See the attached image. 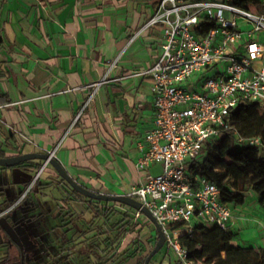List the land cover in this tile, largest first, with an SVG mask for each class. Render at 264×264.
Instances as JSON below:
<instances>
[{
  "label": "crops",
  "instance_id": "obj_1",
  "mask_svg": "<svg viewBox=\"0 0 264 264\" xmlns=\"http://www.w3.org/2000/svg\"><path fill=\"white\" fill-rule=\"evenodd\" d=\"M159 2L0 0V85L11 100L0 105V149L7 156L56 149L55 158L75 180L108 194H128L161 173L159 164L137 167L138 143L155 115L154 80L139 72L161 53L162 27H146ZM8 177L7 196L31 180L23 169H0V185ZM250 196L231 204V230L264 247V206Z\"/></svg>",
  "mask_w": 264,
  "mask_h": 264
},
{
  "label": "built area",
  "instance_id": "obj_2",
  "mask_svg": "<svg viewBox=\"0 0 264 264\" xmlns=\"http://www.w3.org/2000/svg\"><path fill=\"white\" fill-rule=\"evenodd\" d=\"M156 25L164 32L161 53L139 72L154 80L155 115L153 126L138 143L137 167L145 171L159 164L163 169L132 187L128 195L151 211L181 264H197L181 236H192L196 224L231 230L234 212L222 201L220 186L205 177L193 178L186 162L201 154L209 138L225 132L232 131L239 142L251 146L263 144L259 137L238 133L228 120L231 111L247 101L256 102L264 114V13L228 0H160L146 27ZM212 70L215 74L205 77ZM201 72L205 75L193 81ZM48 154L55 158L56 149ZM142 216L136 211L137 220Z\"/></svg>",
  "mask_w": 264,
  "mask_h": 264
},
{
  "label": "trees",
  "instance_id": "obj_3",
  "mask_svg": "<svg viewBox=\"0 0 264 264\" xmlns=\"http://www.w3.org/2000/svg\"><path fill=\"white\" fill-rule=\"evenodd\" d=\"M228 1L244 8L254 6L264 13V0ZM2 45L3 39L0 38V48ZM10 101L8 94L0 85V105ZM228 123L245 137H259L263 144L251 146L247 142H239L232 131L225 132L209 138L201 154L186 162L187 169L193 178L205 177L217 183L222 191V201L229 205L244 204L251 190L257 195L259 204L264 206V114L256 102L247 101L231 111ZM20 154L23 153L15 155ZM0 157L9 156L0 149ZM43 164L44 161L33 159L14 166H0V169H23L32 179ZM49 168L54 167L48 164L25 198L5 214L16 231L21 232L22 237L21 235L20 237L26 249L22 252L16 242H10L9 235L0 226V231L8 239L0 241V247L6 249V252L0 256V264L4 259L9 260L13 246L19 251V264H144L156 245L158 236L156 232L146 238L142 237L145 229L141 226V221L135 218L137 210L119 202L85 197L73 189L57 171L56 175L47 176ZM44 179L49 181L44 182ZM30 182L31 180L24 182L25 187L20 192L7 196L6 189L12 185V180L8 177L6 183L0 185V195L4 196V200L0 203L1 209L5 211L13 206L25 193ZM56 189L60 194L63 193L62 198L45 191L52 192ZM49 196L56 201V207L50 205L47 200ZM76 203H80V206ZM110 203L115 206H110ZM117 206L125 209H118ZM55 208H57L56 213L53 212ZM40 224L50 228L47 234L49 241L40 246L39 252L31 258L33 260L31 261L28 257V249L31 250L34 246L29 247L27 240L39 234L26 232L25 226L33 225L39 232ZM147 224L151 225L149 221ZM88 234L100 239L103 244L101 249L92 250L91 255L82 261H78L74 255L69 257L67 244L70 242L78 244V240ZM235 238L237 234L232 230L196 224L192 236L182 235L181 241L188 249L189 258L197 264H264V247L238 245L234 242ZM44 248L45 250L48 248L45 257L42 252ZM152 263L151 260L150 264ZM175 264L181 262L177 259Z\"/></svg>",
  "mask_w": 264,
  "mask_h": 264
},
{
  "label": "rangeland",
  "instance_id": "obj_4",
  "mask_svg": "<svg viewBox=\"0 0 264 264\" xmlns=\"http://www.w3.org/2000/svg\"><path fill=\"white\" fill-rule=\"evenodd\" d=\"M216 70H212V71H209L206 75L201 72L197 75H195L193 77V81L196 80V79H199L201 78L202 76L205 75V77H208V76H213L215 74ZM153 174H157L158 172L157 171H153L152 172ZM35 175L32 177L31 179V182L32 180L34 179ZM39 179V178H38ZM38 179L33 183L32 186L35 185V183L38 181ZM30 182V183H31ZM29 186V185H28ZM28 188H26L27 190ZM25 190V191H26ZM30 191V190H29ZM27 191L26 194L29 192ZM47 193L49 194H54L55 197H61L60 192L59 190H54L52 192H49L48 190H45ZM26 194H22L20 196V198L15 202V204L13 206H11L12 208H14L22 199L25 198ZM250 194H253V192L250 190L248 192V200L250 201L251 199V196ZM47 200H49V203L51 205V203H53V198L51 199V197H47ZM110 206H115L113 203H110ZM118 209H125V208H122V207H118ZM58 218V217H57ZM150 222L151 225L147 224V222ZM44 223V221L42 222ZM141 223L143 226V228L145 229L144 230V233H143V238H146L149 236L150 232L153 231L154 234H156V229H155V226L153 224V222L145 215L142 216L141 218ZM25 230L26 232H32L33 234H39L37 237H34V236H31L30 238H28L27 240V243L30 244L29 247L31 245H33L34 247L31 248V250L28 249V257L31 259L33 256H35L37 254V252H39V249H40V246L42 245H45L44 243L47 244V242L49 241L48 238H47V234L49 233L50 231V228H48L46 225L43 226L42 224L39 225V228H40V231L38 232V229H36L33 225L30 226V227H26L25 226ZM42 228V229H41ZM155 229V230H153ZM19 232V231H18ZM22 237V234L21 232H19ZM71 233L69 232V235ZM7 241V237L5 236V234L0 231V241ZM155 240V239H153ZM78 244H75L74 242H70L67 244L66 248H68V253H69V257L71 256H75L78 261H82V260H85L86 258H88L90 255H91V251L94 250V249H101V246H103V244L101 243L100 239L98 238H95L92 236V234H88V235H83L79 240H78ZM236 244L238 245H242V246H247V245H253L254 247H259L257 242H252L253 244H248V242L242 240L241 241V238H235V241H234ZM155 243V242H154ZM50 244V242H49ZM25 247H24V251H25ZM48 248H46L47 250ZM46 250L44 248V250H42L43 252V257H45V254H46ZM6 252V249L4 247H0V256H2L4 253ZM19 251L16 247H12L11 249V252L9 253V260L7 259H4V261H2L1 264H19L18 262V259H19ZM36 258V257H34ZM177 256L175 254V252L171 249H169V247L167 246V244L152 258V264H175L176 261H177ZM49 260H50V256H49ZM31 261H33L31 259ZM30 262V261H28ZM38 263V262H37ZM130 264V263H129Z\"/></svg>",
  "mask_w": 264,
  "mask_h": 264
},
{
  "label": "water",
  "instance_id": "obj_5",
  "mask_svg": "<svg viewBox=\"0 0 264 264\" xmlns=\"http://www.w3.org/2000/svg\"><path fill=\"white\" fill-rule=\"evenodd\" d=\"M33 159H39L43 160L44 164L42 168L39 170V174L44 169V165L46 161H49V163L55 168V170L59 173V175L66 180V182L77 192L82 194L85 197H89L95 200H102L106 202H119L125 205H128L132 208H134L137 211H140L143 215L147 216L154 224L158 240L152 251L147 256L144 264H150V261L152 258L166 245V236L164 233V230L162 226L158 223L157 219L153 216L151 211L138 199L128 195V194H108L103 192H97L94 190H91L82 184H80L77 180H75L69 172L66 170V168L63 166V164L56 158H50V155L48 153H37V152H29V153H23L20 155H14L9 157H0V166L8 167V166H14L21 162L27 161V160H33ZM30 180V179H29ZM27 180V181H29ZM0 226L3 228V230L9 235L10 239L9 241L16 242L21 250L24 248V244L22 242V239L19 235V233L16 231L14 226L10 223L9 219L5 216L4 210L0 207Z\"/></svg>",
  "mask_w": 264,
  "mask_h": 264
},
{
  "label": "flooded vegetation",
  "instance_id": "obj_6",
  "mask_svg": "<svg viewBox=\"0 0 264 264\" xmlns=\"http://www.w3.org/2000/svg\"><path fill=\"white\" fill-rule=\"evenodd\" d=\"M22 252H24V248H23V250H21Z\"/></svg>",
  "mask_w": 264,
  "mask_h": 264
}]
</instances>
